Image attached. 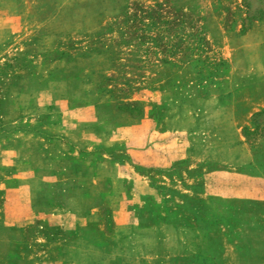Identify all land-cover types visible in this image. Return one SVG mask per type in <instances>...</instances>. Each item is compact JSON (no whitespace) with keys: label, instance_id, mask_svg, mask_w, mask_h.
<instances>
[{"label":"rangeland","instance_id":"1","mask_svg":"<svg viewBox=\"0 0 264 264\" xmlns=\"http://www.w3.org/2000/svg\"><path fill=\"white\" fill-rule=\"evenodd\" d=\"M0 264H264V0H0Z\"/></svg>","mask_w":264,"mask_h":264},{"label":"trees","instance_id":"2","mask_svg":"<svg viewBox=\"0 0 264 264\" xmlns=\"http://www.w3.org/2000/svg\"><path fill=\"white\" fill-rule=\"evenodd\" d=\"M257 128H258V126H257Z\"/></svg>","mask_w":264,"mask_h":264}]
</instances>
